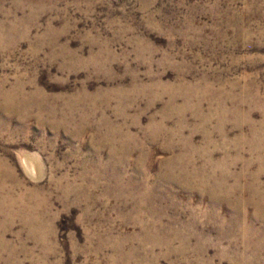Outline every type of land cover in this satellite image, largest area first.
Segmentation results:
<instances>
[{"label":"rangeland","instance_id":"obj_1","mask_svg":"<svg viewBox=\"0 0 264 264\" xmlns=\"http://www.w3.org/2000/svg\"><path fill=\"white\" fill-rule=\"evenodd\" d=\"M0 264H264V0H0Z\"/></svg>","mask_w":264,"mask_h":264},{"label":"bare ground","instance_id":"obj_2","mask_svg":"<svg viewBox=\"0 0 264 264\" xmlns=\"http://www.w3.org/2000/svg\"><path fill=\"white\" fill-rule=\"evenodd\" d=\"M7 93H8V92H7ZM10 96H11V94H7L6 97H7V98H10ZM12 96H13V95H12ZM12 96H11V97H12ZM13 97H14V96H13ZM6 198H7V200L12 201V198H11V197L7 196ZM7 200H6V201H7ZM22 200H23V199H22ZM8 202H9V201H8Z\"/></svg>","mask_w":264,"mask_h":264}]
</instances>
